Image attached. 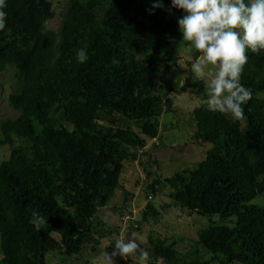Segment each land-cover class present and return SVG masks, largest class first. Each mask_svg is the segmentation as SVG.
I'll return each instance as SVG.
<instances>
[{
    "label": "trees",
    "instance_id": "trees-1",
    "mask_svg": "<svg viewBox=\"0 0 264 264\" xmlns=\"http://www.w3.org/2000/svg\"><path fill=\"white\" fill-rule=\"evenodd\" d=\"M153 2L69 0L58 34L46 29L56 16L51 0H6L0 76L13 71L8 103L18 116L0 121V149H10L0 162V264H50L51 254L78 258L99 245L100 214L125 163L139 160L174 111L172 93L206 94L190 69L170 64L180 60L184 13L171 0L150 13ZM247 56L244 125L196 110L192 141L212 145L206 159L148 186L154 196L170 188L173 206L210 220L186 254L150 237L164 264H264V50ZM33 210L48 220L40 231ZM159 215L148 203L142 221Z\"/></svg>",
    "mask_w": 264,
    "mask_h": 264
},
{
    "label": "rangeland",
    "instance_id": "rangeland-1",
    "mask_svg": "<svg viewBox=\"0 0 264 264\" xmlns=\"http://www.w3.org/2000/svg\"><path fill=\"white\" fill-rule=\"evenodd\" d=\"M51 1L56 16L46 24V29H53L60 34L69 0ZM180 50V60L170 64L179 67L182 73H186L191 70V63L197 56H194L193 49L187 43L180 45ZM158 59L164 63L165 53H160ZM0 83L2 86L0 121L14 119L18 113L8 103L10 89L14 84L13 71H7L0 76ZM171 98L174 111L162 115L159 136L148 142L137 162L125 163L121 186L114 192L105 211L100 214L101 225L95 235L101 239V243L91 245L78 258L60 257L58 253L51 254L47 256L50 264H93L94 261L96 264H103L102 253L106 251L111 254L115 239L120 238L121 235L127 237L129 233H134L137 240L150 249V258L146 264H164L162 260L153 256L150 237L167 240L169 243L176 241L177 249L186 254L195 245L198 231L210 225V220L207 218L173 206L168 198L170 188L164 187L156 196L148 193V186L155 179L165 180L185 170L196 169L212 148L210 144L192 141L196 132L193 113L196 110L209 109L205 103L207 93H182L175 90ZM225 115L235 120L230 114ZM236 121L244 125L242 119ZM9 156V148L0 149V162ZM126 192L129 193L127 197ZM148 203H151L160 215L158 218H149L147 222H143V212ZM115 264H133V262L131 259L126 261L115 257Z\"/></svg>",
    "mask_w": 264,
    "mask_h": 264
},
{
    "label": "clouds",
    "instance_id": "clouds-1",
    "mask_svg": "<svg viewBox=\"0 0 264 264\" xmlns=\"http://www.w3.org/2000/svg\"><path fill=\"white\" fill-rule=\"evenodd\" d=\"M6 7V0H0V31L6 27L7 13L3 11ZM171 7L184 13L178 18V30L183 37L178 46L187 43L200 53L191 63V72L195 79L204 81L209 110L242 119L243 105L252 94L241 83V73L247 53L259 54L264 50V0H171ZM157 8H164V0H154L148 11ZM88 58L84 48L76 51L79 63ZM133 94L138 92L134 90ZM30 223L40 231L48 220L33 210ZM115 257L146 264L150 251L141 248L132 233L115 239L113 252L102 253L103 264H115Z\"/></svg>",
    "mask_w": 264,
    "mask_h": 264
},
{
    "label": "water",
    "instance_id": "water-1",
    "mask_svg": "<svg viewBox=\"0 0 264 264\" xmlns=\"http://www.w3.org/2000/svg\"><path fill=\"white\" fill-rule=\"evenodd\" d=\"M132 233H129L128 235L130 236ZM127 235V236H128ZM141 248H145V246H143L142 244H141ZM147 248V247H146ZM148 250H150L149 248H147Z\"/></svg>",
    "mask_w": 264,
    "mask_h": 264
}]
</instances>
